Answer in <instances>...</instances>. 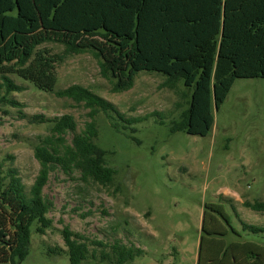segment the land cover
I'll list each match as a JSON object with an SVG mask.
<instances>
[{
	"label": "trees",
	"instance_id": "1",
	"mask_svg": "<svg viewBox=\"0 0 264 264\" xmlns=\"http://www.w3.org/2000/svg\"><path fill=\"white\" fill-rule=\"evenodd\" d=\"M46 43L63 45L64 51L41 48ZM87 52L98 59L113 93L132 89L141 71L165 76L163 84L170 89L183 81L181 96L188 107L171 121L170 132L207 136L214 125V108L224 102L234 81L264 78V0H0V101L24 90L10 77L13 74L91 109V120L71 143L65 135L76 130L74 117L48 119L52 133L34 147L40 169L29 188L17 168L4 171L0 163V263L23 264L33 225L41 235L52 226V203L44 188L53 171L79 172L84 181L102 186L113 184L118 173L107 164V151L96 143V116L99 110L109 118L117 114L125 120L124 115L82 85L56 90L58 65L68 56ZM112 124L118 130V124ZM244 206L264 212V202L245 201ZM241 225L244 231L264 234V226L243 220ZM62 232L70 264L95 259L89 245L102 248V263L114 258L115 264H127L142 253L119 240L109 253L102 241L68 227ZM202 232L197 264H264V244L242 240L222 203L204 205ZM230 233L232 241L226 239Z\"/></svg>",
	"mask_w": 264,
	"mask_h": 264
},
{
	"label": "rangeland",
	"instance_id": "2",
	"mask_svg": "<svg viewBox=\"0 0 264 264\" xmlns=\"http://www.w3.org/2000/svg\"><path fill=\"white\" fill-rule=\"evenodd\" d=\"M41 48L64 51L56 43ZM10 77L24 90L0 101V163L4 171L17 168L29 188L40 169L34 147L52 133L48 119L74 117L76 130L65 135L71 143L91 120V109L84 102L40 90L18 75ZM165 79L141 71L132 89L113 93L92 53L68 56L58 65L56 90L82 85L124 115L125 120L117 114L109 118L99 110L96 116V143L107 151L106 162L118 173L113 184L102 186L84 181L79 172L53 171L44 188L52 203L48 214L52 226L41 235L33 225L23 264H70L64 227L102 241L109 253L116 240L141 248L142 253L127 264H197L206 203L225 206L242 240L264 244V234L244 231L241 225L243 220L264 226V212L244 206L245 201L264 202V78L234 81L224 102L214 108V125L207 136L170 132L171 121L179 119L188 104L181 96L183 81L170 89L164 86ZM130 119L137 120L128 124ZM226 239L235 237L230 233ZM50 248L63 251L52 253ZM89 250L96 258L82 264H115L114 258L100 261L102 248L89 245Z\"/></svg>",
	"mask_w": 264,
	"mask_h": 264
}]
</instances>
